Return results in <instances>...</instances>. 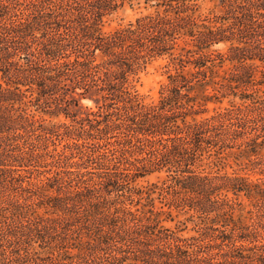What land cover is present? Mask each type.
I'll return each instance as SVG.
<instances>
[{
	"label": "trees",
	"instance_id": "obj_1",
	"mask_svg": "<svg viewBox=\"0 0 264 264\" xmlns=\"http://www.w3.org/2000/svg\"><path fill=\"white\" fill-rule=\"evenodd\" d=\"M0 264H264V0H0Z\"/></svg>",
	"mask_w": 264,
	"mask_h": 264
},
{
	"label": "rangeland",
	"instance_id": "obj_2",
	"mask_svg": "<svg viewBox=\"0 0 264 264\" xmlns=\"http://www.w3.org/2000/svg\"><path fill=\"white\" fill-rule=\"evenodd\" d=\"M206 9L213 7L211 2L206 4ZM220 7H215V11H218ZM147 10L143 7L137 6H129L125 5L121 7L117 12H115L109 19L108 23L105 25V29H112L120 24H124L130 20H134L138 16L146 13ZM216 47V46H215ZM164 60H158L153 65L149 66L146 71L142 72L140 75V79L137 83V89L140 93L145 95L147 98H157L159 96V90L163 83L166 82V69L162 67ZM84 105H92L93 102L91 100H83ZM242 100L239 97L235 96H219L215 95V99L209 101L207 103L208 113H212L214 111L222 110L226 107H230L232 104H240ZM232 168H237L236 165L233 167L227 166L226 169L228 171H232ZM148 180H156L155 175H150L147 177ZM159 204V202H157ZM247 203V201H246ZM178 218L174 219H166L164 220V224L174 227L177 224ZM192 223H188L187 229L184 230L187 233H192L191 229Z\"/></svg>",
	"mask_w": 264,
	"mask_h": 264
}]
</instances>
